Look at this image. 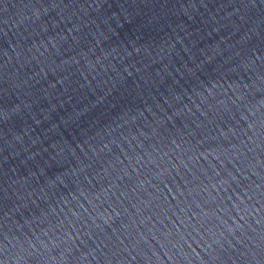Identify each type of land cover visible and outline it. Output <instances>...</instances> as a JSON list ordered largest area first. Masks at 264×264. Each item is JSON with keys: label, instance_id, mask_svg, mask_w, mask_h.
<instances>
[{"label": "water", "instance_id": "1", "mask_svg": "<svg viewBox=\"0 0 264 264\" xmlns=\"http://www.w3.org/2000/svg\"><path fill=\"white\" fill-rule=\"evenodd\" d=\"M0 264H264V0H0Z\"/></svg>", "mask_w": 264, "mask_h": 264}]
</instances>
